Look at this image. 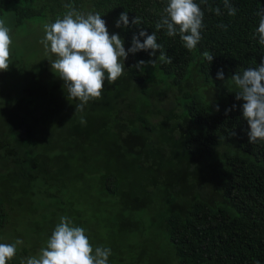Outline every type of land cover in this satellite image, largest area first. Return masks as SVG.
<instances>
[{"label":"trees","instance_id":"trees-1","mask_svg":"<svg viewBox=\"0 0 264 264\" xmlns=\"http://www.w3.org/2000/svg\"><path fill=\"white\" fill-rule=\"evenodd\" d=\"M231 2L237 8L235 16L227 14L223 0H208L207 4L201 5L205 12V27L197 50L190 53L183 47L178 35L169 37L166 29H156L155 25L161 21V0H0V18L6 20L12 39L25 37L26 33H21L23 36L18 34L25 24L38 23L42 27L45 23L54 22L66 11L64 5L71 3L80 11L90 8L99 12L107 22L108 31L118 34L129 48L133 36H138L139 31H146L149 35L155 32L157 42L172 59V63L160 62L159 50L155 56L149 55L151 50L131 53L132 61L127 60L125 74L118 80L125 91L113 98L106 96V104L108 102V106H112L109 109L105 106L101 114L87 112L85 108L89 104L83 111H76L79 101L69 100L68 94H64V82L58 76L51 82H44L43 75L39 76L41 79L32 80L35 84L26 88L24 96L11 100L15 104L11 107V115L0 112L4 116L1 118L4 123H0V236L9 226L11 243L20 239L27 244L19 245L16 257L8 264H21L22 260L36 255L45 246L52 231L46 233L37 225L46 211L52 213L48 221L51 227L59 223L57 217L68 216L75 226L84 228L86 234L94 233L97 241L101 242L96 237L100 224L86 220L87 208L76 206L87 196H91L90 201L98 206L103 205V199H113V207L126 212L121 214L125 226L119 228L117 238L115 230L109 225L102 246L112 251L109 264H125L131 258V251L126 249L130 244L129 236L137 232L135 225L142 221L132 213L138 209L136 201L134 204L121 203L124 179L114 172L110 162L90 164L88 154L75 162L74 149L79 145L81 150L88 149L91 145L87 141L90 130L108 120L114 105L123 116L128 113L130 126L139 129V135L133 136L129 142L134 143L137 139L142 143L146 148V163L157 151L161 152L166 164L176 163L179 167L174 172L173 185H169L166 192H161L165 203L160 208L165 210L159 214L158 226L166 232L171 247L167 250L169 254L158 257L157 264H168V259L174 258L178 264H264V141L249 142L250 129L243 118V101L235 99L234 88L224 86L235 73L256 67L264 60V46L258 43L255 35L258 26L256 12L264 6V0ZM209 7L213 11H208ZM217 7L220 8V15L215 14ZM123 12L128 14L129 26L117 28L116 21ZM135 17L141 19L142 23L138 26L131 24ZM220 24L225 25L226 30L218 27ZM140 40L143 42L144 37ZM204 52L214 55L211 64L203 60ZM141 60L146 62L142 71L133 67ZM150 60H156L154 66L147 63ZM150 68L156 72L154 75L149 74ZM221 69L223 80L217 79V72ZM130 83H134L133 87L138 85L137 95L143 94L147 98L142 100L140 108L137 107L138 100L132 106L125 100L124 106L120 105ZM148 83L150 86L146 89ZM198 84L205 85L206 103L194 95L181 101L186 91L196 90ZM158 86L161 91L157 95L164 96L172 89L174 99L166 100L163 107L155 105L153 110L148 98L154 96ZM207 96H212V100ZM38 97L43 99L41 103L53 105L54 111L64 117L63 129L66 128V131L61 133V138L66 144L60 143V140L56 144L45 136L43 116L38 114L40 108L35 103ZM41 107L42 110L44 105L41 104ZM0 111L5 109L0 108ZM160 114L163 118L157 122L162 123L163 128L167 124L165 144V140L159 141L158 136L151 138L147 133L152 122L150 118ZM82 118L86 123H81ZM68 142L74 147H70ZM63 146L67 147L63 149ZM57 148H61L66 153L64 156L75 162L79 169L77 177H74L81 186L78 197L71 185L60 182L57 167L64 158L63 154L50 155ZM218 149L221 152L216 153ZM66 169L61 172H67ZM188 174L198 176L195 183L186 184ZM205 174L208 176L204 177ZM5 175H9L7 181L10 185L1 179ZM204 182H213L215 190L202 192ZM175 184L178 186L175 187ZM142 188L137 190L138 193L153 197L148 185ZM62 192L70 196L65 206V201L60 199ZM185 193L190 194L185 197ZM38 196L44 197L40 203L45 207L36 203ZM134 198L138 199L135 194ZM137 237L142 241L143 256L149 241L139 233ZM146 238L149 240L151 236L146 235ZM125 239L128 244H123ZM120 255L123 257L117 260ZM141 255L136 258L137 264L143 262Z\"/></svg>","mask_w":264,"mask_h":264},{"label":"clouds","instance_id":"clouds-1","mask_svg":"<svg viewBox=\"0 0 264 264\" xmlns=\"http://www.w3.org/2000/svg\"><path fill=\"white\" fill-rule=\"evenodd\" d=\"M207 2L208 0H199V3L197 0H161V21L155 25L156 29H166L169 37L178 35L183 47L190 53L195 52L205 27V12L201 5ZM223 6L229 16L236 15L237 8L231 0H223ZM64 8L66 11L62 17L58 16L54 22L43 25L44 36L40 43L46 55L51 54L48 58L51 69L64 82L68 99L79 101L76 111H83L89 102L103 99L105 80L109 84H115L125 74L124 61L129 53L151 50L149 55L155 56L159 50V61L172 63V59L157 42L155 32L149 35L146 31H139L138 36H133L132 46L126 51L122 38L118 34H109L106 21L99 12H83L71 3L65 4ZM208 11L213 9L209 7ZM214 11L216 15L221 14L219 7ZM256 16L258 26L255 35L258 43L264 46V6L258 9ZM129 23L127 12H123L116 21V27H128ZM141 23L139 17L131 21L132 25L138 26ZM218 27L226 30L223 24ZM140 37H144L143 42ZM12 44L11 29L6 20L0 18V72L8 71L13 63ZM52 55L55 59L51 58ZM202 58L211 64L214 55L204 52ZM147 63L154 66L156 60ZM145 66L146 62L141 60L133 67L142 71ZM217 79H224L222 69L217 72ZM226 85L235 89L237 101H243L242 114L249 125V142L255 144L264 141V60L256 67L235 73L226 81ZM81 123L86 121L82 118ZM22 244L20 239L13 243H0V264L12 261L17 255L18 246ZM111 255L109 247L94 248L84 228L75 226L70 217L61 216L39 254L29 256L21 264H109Z\"/></svg>","mask_w":264,"mask_h":264},{"label":"rangeland","instance_id":"rangeland-1","mask_svg":"<svg viewBox=\"0 0 264 264\" xmlns=\"http://www.w3.org/2000/svg\"><path fill=\"white\" fill-rule=\"evenodd\" d=\"M93 11L90 8H84L83 12ZM94 12V11H93ZM107 26V22H106ZM20 33L19 36H23L21 33H26L25 37H19L13 39L12 44V60L13 63L10 65L9 70L6 72H0V108L5 109V111H0L4 115H7L10 113L11 115V107H15L14 101L11 102V100H14L18 96H24V92L26 94V88L31 87L35 84L34 81H32L34 78H40L42 75L44 76L43 79L44 82H51L54 79L57 78V75L53 72L51 69L50 61L48 60L49 55L45 53L43 45L40 43L41 39L44 36V29L43 25L42 27L36 23V24H25L22 29L19 30ZM109 34H115L114 32L109 31ZM18 36V35H17ZM125 49L129 48L128 46H125ZM52 59H55V56H51ZM127 60L132 61V54L129 53L127 59L124 61V65L127 62ZM126 70V68H125ZM156 73L154 69H149V74L154 75ZM158 74V73H157ZM41 76V77H39ZM230 79V78H228ZM227 79V80H228ZM213 81V80H212ZM134 84V83H133ZM133 84L130 83V87L128 89V93L126 96L121 98V106L124 100L126 103H128L130 106L137 104L136 100L139 101V104H137V107L140 108L142 106V100H146V96L143 94H138V85H135L133 87ZM160 86H163V84H159ZM149 83L148 85H145L146 89H149ZM157 87V92L154 93V96L148 98L149 101L152 102V108L154 110L155 105L158 107H163V103L172 98L174 99V94L172 89L168 90L163 95H157L159 91H161V87ZM227 86V85H224ZM64 94H68L67 90L62 86ZM229 88V87H228ZM160 89V90H159ZM205 85H199L196 88V90H188L186 91V95L181 97V101H185L189 99L192 95L197 96L198 98L202 99L203 103H206L204 101V90ZM233 89V88H229ZM121 91H125V89L122 88V84H120L118 81L115 84H109L107 80L104 82V92H103V99L97 102H89V105L87 106L86 111H94L98 112L99 114L102 113V110L105 108L109 109L112 105L110 104L108 106V102L106 104V96L113 98V96ZM137 95V96H136ZM136 96V97H135ZM220 97V96H219ZM218 97V98H219ZM217 98V99H218ZM207 99L212 100V96H207ZM43 99L41 97L36 98L35 102L38 107L40 108L38 114L43 116L44 124V134L45 136H49L51 138V141L58 144L59 140L60 143H63L61 138V133H64L66 131V128L63 129L64 125V117H60V114H57L54 111L53 105H46L45 102L41 103ZM217 101V100H216ZM147 102V101H146ZM41 104L44 105L43 109L41 110ZM168 104V103H167ZM166 104V105H167ZM25 105V101L22 105V108ZM114 105V102H113ZM108 106V107H107ZM123 108V107H122ZM127 109V108H126ZM124 112H127L125 109H123ZM177 111H180V109H177ZM41 112V113H40ZM123 113L120 111L119 108H117L114 105L113 110L110 113V117H108V120L94 125V127L90 130V135L87 141L91 142V145H88L87 150H81V145H79L75 150L76 152V160L75 162L79 161L81 157L88 154L90 156V164L93 163H104V162H110L112 169L115 173L120 175L124 179V195L121 196V203H131L134 204V202L138 205V209L132 212L137 216L142 223H138L135 225V229L137 232L131 233L129 236L130 244L127 245L126 249L131 251L130 256L131 260L129 262H126L125 264H137V257L138 255H141L142 253V241L137 237L138 233L149 241L148 245H146V254L142 257L143 262L140 264H157L158 257L162 258L165 257V254H169V242L167 239V234L164 232L161 228H159V221L160 217L159 214L162 213V211L165 210L164 207L160 208L165 201L162 196L161 192H166L168 190L169 185H173V177L174 172L178 168L176 163L173 164H166L165 160L162 158L163 155H161V152H153V158L148 163L145 161V152L146 148L143 147L142 143L135 139L136 141L134 143H130L129 140L132 139L133 136L139 135L138 131L139 129L134 128V126H130L129 121V115L128 113H125L124 116ZM83 115V114H81ZM148 117V116H146ZM4 116L0 113V123H4L2 119ZM78 118H80V115L78 114ZM163 116L160 114L157 117H152L150 120V129L147 130L148 135L151 136V138L154 136L159 137V141H164L163 144L166 143V136H165V127L163 128V124L159 121ZM141 123V122H140ZM136 129V130H135ZM135 131V132H134ZM61 138V139H60ZM66 144V143H63ZM68 145L70 147H74L72 143L68 142ZM67 146H63V149H65ZM161 147V146H160ZM159 148V145L158 147ZM109 150V151H108ZM218 153L219 149L216 150ZM61 148H57L56 150H53V152L50 153L52 157L60 154ZM221 152V150L219 151ZM64 158H61V163L58 165V173H60L61 178V184H69L71 185V188L75 190V196L78 197V193L80 191V184L77 180L74 179V177H77L76 175L79 173V169L76 168L75 162H72L71 159L66 155V153L62 152ZM151 157V156H150ZM60 160V159H59ZM66 166V167H65ZM65 168L67 172H61L65 171ZM53 172V171H52ZM51 172V173H52ZM208 175H204V177H207ZM197 175H191L188 174V181L187 183H195L197 180ZM9 178V175H5L2 177V180H5L4 183L6 185H10V182L7 181ZM210 180L212 178L210 177ZM213 181V180H212ZM145 185H148L150 189L153 192V197L147 196L145 193H138V189L142 190ZM175 187L178 186V184L174 185ZM204 188L202 192H208V190L213 189L215 186L212 183H206L202 185ZM134 194L138 198L135 200ZM190 194V193H189ZM188 193H185L184 196L186 197L189 195ZM173 195V194H171ZM93 197V196H92ZM161 197V198H160ZM60 199L64 200V206L68 203V199H70V196L68 193L62 192L60 195ZM91 196L85 197L84 201L81 203H78L76 206L79 209L87 208V216L85 217L86 220H90L91 222H96L100 224L101 228L98 231V235L96 237L101 239V242H98L97 239L94 237L95 234L93 233H87L90 243L94 241V248L96 246H102V243L105 241V238L108 234L109 225L113 227L116 233L119 228H124V222L121 218V214H126V212H121L118 209H115L113 207V203L115 201L113 199H103V205L98 206L97 204H93L94 202L90 201ZM42 200H44V197H37L36 203L40 207H45L43 203H40ZM134 200V201H133ZM151 201V202H150ZM46 203V201H45ZM106 203V204H105ZM42 205V206H41ZM115 209V210H113ZM159 209V210H158ZM168 213V212H167ZM49 211H46L41 216V220L39 224L37 225L38 228H43L46 233H49L50 231H53L54 227H51L49 224V218L52 217ZM57 221H60V217L56 218ZM36 227V228H37ZM9 226L5 229V232H3L0 236V241L2 243H11V236L8 235ZM164 233V234H163ZM146 235L151 236V238L148 240L146 238ZM121 236V234H120ZM123 241V244H128V240ZM98 242V243H97ZM43 242L41 245L43 246ZM21 246H27V244L23 243ZM41 246V247H42ZM19 247V246H18ZM171 247V246H170ZM167 248V249H166ZM136 249V251H135ZM168 250V251H167ZM39 251V250H38ZM37 253L36 255H38ZM123 256H117L118 258H122ZM154 257H156L154 259ZM166 259V258H165ZM168 264H178L177 260L174 259H168Z\"/></svg>","mask_w":264,"mask_h":264}]
</instances>
